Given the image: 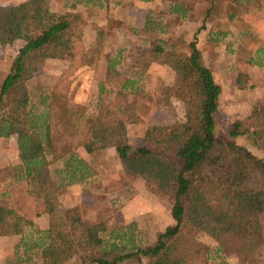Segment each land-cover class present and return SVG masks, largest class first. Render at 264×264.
<instances>
[{
  "label": "trees",
  "instance_id": "trees-1",
  "mask_svg": "<svg viewBox=\"0 0 264 264\" xmlns=\"http://www.w3.org/2000/svg\"><path fill=\"white\" fill-rule=\"evenodd\" d=\"M150 1V0H145ZM170 3L169 15L188 22L194 5L188 0ZM228 2L225 16L242 21L250 11L264 8V0ZM89 14L77 5L62 13L43 8V0H26L17 6H0V48L10 40L20 42L17 55L0 86V141L17 137L21 165L17 181L25 183V197L44 214L27 217L12 200L0 202V239L22 237L25 253L35 250L38 264H123L137 257L150 264H260L264 250V157L233 142H221L216 134L223 86L199 48L200 25L190 41L180 40L169 25L149 17L142 32L153 36L139 46L116 55L106 52L107 36L74 54L83 41ZM106 59V77L98 97L108 100L105 114H89L88 108L66 92L70 78L81 68ZM47 60H67L58 81L38 96L30 82ZM174 74V87L184 101V121L174 133L147 132L133 146L129 124L142 121L146 108L175 114L164 86L146 87V73L153 65ZM248 75L237 74V84ZM107 97V98H106ZM232 138L253 134L255 147L264 153V105L227 128ZM115 149L129 174L158 188L172 203L173 225L155 244L141 246L135 224L110 228L106 221L88 222L81 205L65 207L61 189L91 177L86 155ZM51 156V158H50ZM62 162L55 174L53 166ZM44 222L39 229L37 220ZM188 223L213 239L216 250L183 231ZM27 260H31L27 258Z\"/></svg>",
  "mask_w": 264,
  "mask_h": 264
},
{
  "label": "rangeland",
  "instance_id": "rangeland-1",
  "mask_svg": "<svg viewBox=\"0 0 264 264\" xmlns=\"http://www.w3.org/2000/svg\"><path fill=\"white\" fill-rule=\"evenodd\" d=\"M125 1L128 4L131 2ZM139 1L143 2L142 6L148 8L133 6L131 8V4L130 8H126L110 3L108 11H93L88 17L83 41L77 44L74 54L95 42L101 32L107 36L106 52L113 55L124 52L123 60L128 63L126 51L135 45L139 46L142 40L149 38L150 35L153 36L152 33L142 32L149 17L168 23L169 31L186 42L195 37L194 33L200 25H205L206 29L198 35L199 47L217 83L223 86L216 122L217 138L221 142L245 145L257 156L264 157V153L255 147L253 134L232 138L227 133V128L231 124L250 116L257 107L264 105V54L259 52L264 50V18H261V13L252 12L249 15L248 19L253 24L249 32L252 34L246 36L242 33L246 29V24L227 20L225 16L226 10H229L227 1L219 3L217 0H188L194 5L188 22L169 15L170 3L167 1ZM21 2L22 0H0V6H17ZM43 8L59 11L62 5L54 4L52 0H43ZM19 47L20 42L10 40L0 48V86ZM68 65L67 60H47L41 64L29 85L33 95L36 93L35 96H38L51 88ZM106 66L104 58L91 68L79 69L67 83L66 92L78 103L86 105L89 114L107 112L108 100H100L98 97L99 83L106 77ZM239 72L248 75L245 84H237ZM159 85L164 86L172 100L175 114H170L164 109L143 110L142 121L139 124H129V136L133 146H138L147 132L174 133L184 121V101L174 87V74L167 67L153 64L146 73V87L154 89ZM86 158L91 165L92 175L83 183L61 189L64 206L81 205L84 209V218L88 222L106 221L110 228L135 224L134 234L137 242L145 247L155 244L159 235L174 223L170 198L158 188L132 177L115 149L97 147V150L86 155ZM20 165L17 137L0 141V202L3 200L18 202L24 214L35 219L39 214H44L46 209L37 207L25 197V183L17 181ZM59 168H62V162L56 163L52 168L55 179H58L55 172ZM262 225L264 229V215ZM124 229L126 230L125 227ZM183 231L209 245L213 252L216 250L217 244L213 239L194 230L188 223L183 226ZM4 240L0 241L2 249L0 264H38L39 254L35 250L25 253L22 237ZM206 260L207 257L204 255L199 257L201 264ZM229 262L238 264L235 257H230ZM70 264L83 263L73 261ZM123 264L150 263L148 258L140 256ZM260 264H264V250Z\"/></svg>",
  "mask_w": 264,
  "mask_h": 264
},
{
  "label": "crops",
  "instance_id": "crops-1",
  "mask_svg": "<svg viewBox=\"0 0 264 264\" xmlns=\"http://www.w3.org/2000/svg\"><path fill=\"white\" fill-rule=\"evenodd\" d=\"M26 0H22V2H24ZM155 0H152L151 2H153ZM21 2V3H22ZM52 2L54 4H61L62 5V8L58 11V10H54L52 12H55V13H62L63 11H66L67 9L71 8V6L73 4H76L77 5V9L79 10H82V11H87L89 14H91L93 11H108V6L109 4L111 3V5L113 6H125L126 8H130V4H131V8L132 6L133 7H146L148 8L147 6H142L143 5V2L139 1V0H131V2H129L130 4L126 3L125 0H52ZM123 2V4H121ZM20 3V4H21ZM125 4V5H124ZM19 5V4H17ZM5 6V5H3ZM11 6V5H10ZM124 9V8H123ZM129 14L131 15L130 11L128 10ZM252 12H258V13H261V18H264V8L260 11H250L248 14H246L244 17H243V20L242 21H239V20H231L229 18H227L228 21H235L237 22L238 24H246L245 25V30L242 32L244 35L248 36L252 33L249 32V30L251 29V27L253 26L252 22L248 19L249 18V15L252 13ZM255 25V24H254ZM199 37V36H198ZM200 48V47H199ZM201 49V48H200ZM259 52H262L264 54V50H259ZM76 205V204H75ZM37 226H39V229H44V222L40 219L37 220ZM13 238H17V237H13ZM11 238H9L10 240ZM0 241H5L4 239H1ZM7 242V241H6ZM1 243V242H0ZM2 251V249H0V252Z\"/></svg>",
  "mask_w": 264,
  "mask_h": 264
}]
</instances>
